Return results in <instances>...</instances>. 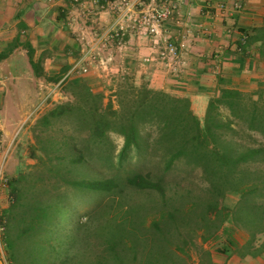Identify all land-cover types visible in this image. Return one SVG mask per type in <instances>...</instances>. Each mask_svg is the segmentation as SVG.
<instances>
[{"label":"rangeland","instance_id":"374dc122","mask_svg":"<svg viewBox=\"0 0 264 264\" xmlns=\"http://www.w3.org/2000/svg\"><path fill=\"white\" fill-rule=\"evenodd\" d=\"M132 1L128 8L125 0H0V53L20 34L23 41H30L38 55H42L48 76H57L66 65L70 66L63 78L54 82L35 76L23 47L16 48L0 62V219L2 217V222L13 225L8 233L15 237L18 222L9 220V210L19 209L12 207L15 188L24 204L32 205L37 201L55 204L54 224L46 225L36 237L47 240V246L50 241L59 255H64L76 251L77 243L73 237L80 225L87 224L82 226V234H87L89 240L93 233L96 237L101 234L93 216L99 210L114 212L118 205L113 204V198L119 194L129 195L126 197L131 198L129 201L133 199L149 205L143 212L148 224L170 210L174 203L172 199L165 206L158 195L137 192L127 185L128 176L149 173L154 180L157 177L164 179L168 196L173 199L178 198L184 188H192L204 201L228 209L219 218L224 219L220 228L206 241L203 240L208 236L206 230L212 228L208 219L178 224L182 236L187 239L192 264H209L212 254L217 258L240 256L249 246H259L264 241V231H255L235 215L241 193L247 187L254 189L249 194V201L264 202V151L233 172H227L231 183L222 196L219 187L211 192V182L203 177V170L186 159L176 161L171 170L164 171L171 147L159 140L161 124L156 117L152 121L149 117L140 121L141 147L133 148L122 162L119 153L124 137L117 132H109L104 139L96 140L74 115L55 119L47 127L40 124L41 118L57 105L75 102L74 81L87 82L93 91L104 95L102 110L109 102L113 103L114 109L119 108L121 95L129 100L134 88L150 87V80L138 71L137 65L134 70H128L123 46L137 36L151 39L136 26L135 18L153 12L161 2ZM175 3L177 8L173 18L165 21L162 30L167 33L168 28L172 33H167L171 41L180 48V41L175 38L181 29L177 25L180 0ZM161 49L160 45L158 56L164 62L159 54ZM212 89L206 91L209 102L218 95L221 87ZM235 89L250 96L257 93L255 97L261 96L264 100V82L254 88L244 85ZM119 91H122L121 95H118ZM191 108L196 115L201 113V104L196 106L191 101ZM221 113L223 121H233L234 131L227 135L234 153L250 147L264 149V124H260L262 130H249L243 121L231 116L229 110L222 108ZM204 114L198 116L202 122L206 117ZM76 158L83 161L75 162ZM242 170L248 173L241 176ZM109 178L118 183L119 188L114 193L67 182ZM7 230L0 221V264L21 263L25 256L19 251H23L27 241L14 240L20 248L14 251L7 243ZM248 258L264 264V254Z\"/></svg>","mask_w":264,"mask_h":264},{"label":"trees","instance_id":"16d2710c","mask_svg":"<svg viewBox=\"0 0 264 264\" xmlns=\"http://www.w3.org/2000/svg\"><path fill=\"white\" fill-rule=\"evenodd\" d=\"M18 47L27 50L36 77H45L58 82L70 68L66 65L57 76H48L43 66L42 55H38L37 49L30 41H23L20 34L0 53V62L7 59ZM73 86L76 90L75 102L57 105L41 118L40 124L47 127L52 125L55 119L74 115L96 140L104 139L109 132H117L124 137V144L119 153L120 162L127 158L133 148L141 147L140 121L148 117L151 121L157 118L161 124L159 140L169 143L171 147L164 171L171 170L176 161L186 159L203 170V177L211 182V192L219 187L222 196L231 183L227 178V172H233L264 151L260 147H250L234 153L230 145L231 139L227 135L230 131H234L231 125L233 121L226 122L221 117V109L225 108L235 119L243 121L249 130H262L260 124H264V100L261 96L255 97L257 93L250 96L235 88H221L219 94L210 100L206 117L202 122L194 113L191 101L187 97H176L143 86L132 89L133 96L129 100L122 97V91H119L118 95H121L118 100L119 108L114 109L113 103L109 102L105 110H102L104 106L102 93L93 91L87 82L79 80L74 81ZM74 161L82 162L83 159L76 158ZM240 173L243 176L248 171L242 170ZM67 182L77 187L108 193H114L119 188L113 178ZM126 182L137 192L158 195L165 206L172 199L174 202L172 208L164 212L160 219L154 218L148 224L144 220L143 212L148 210L149 205L133 199L129 201L131 198L129 200L126 198L129 195L119 194L118 197L113 198V204L118 205L114 212L99 210L93 216L97 231L101 234L96 237L93 233L89 240L87 234H82V226L87 224L80 225L73 237L77 243L76 251L65 252L64 255H59L50 241L47 246V240L36 237L37 234L42 233L46 225L54 224L55 204H44L39 201L32 205L28 202L24 204L23 197L15 188L12 207L19 209L9 210V220L18 222L15 237H10L8 233L13 225L2 222V217L0 219L1 224L6 230L8 229L5 232L8 237L7 243L14 251L19 248L16 245L17 240L27 241L23 251L18 249L25 258L21 263L16 262L13 252V262L15 261V264H192L187 250V239L182 236L178 224L208 219L212 228L206 230L208 236L203 238L206 241L220 228L224 219L219 218L228 211L218 203L204 201L192 188H184L183 192L177 195L178 198L173 199L168 196L164 179L157 177L154 180L149 173H134L128 176ZM256 188L258 189V185ZM253 191L254 189L250 187L244 189L235 215L242 222L251 225L255 231L263 232L264 202L249 201V194ZM262 254H264V241L259 246H249L247 252L240 256L257 257Z\"/></svg>","mask_w":264,"mask_h":264},{"label":"crops","instance_id":"0c3cea01","mask_svg":"<svg viewBox=\"0 0 264 264\" xmlns=\"http://www.w3.org/2000/svg\"><path fill=\"white\" fill-rule=\"evenodd\" d=\"M222 1L180 0L177 72L159 60V47L147 36L133 37L123 46L128 70L137 65L151 88L201 104L197 116L207 111L209 88H254L264 82V0H240L238 10H221ZM248 257L212 254L209 264H257Z\"/></svg>","mask_w":264,"mask_h":264},{"label":"built area","instance_id":"2783aa9c","mask_svg":"<svg viewBox=\"0 0 264 264\" xmlns=\"http://www.w3.org/2000/svg\"><path fill=\"white\" fill-rule=\"evenodd\" d=\"M126 5L130 8V5L133 4L132 0H125ZM155 3L157 0H151ZM161 5L157 8H154V11L151 13H146L144 16L135 18V24L137 27L141 28L145 34L151 36V39L155 45L160 47V56L163 61L169 66L173 72L179 70L178 63V48L171 41L169 34H166L162 27L165 21L172 19L174 10L177 8V3L175 0H160ZM238 10L241 8L240 0H223L218 7L221 10ZM213 8V7H212ZM86 70V69H85Z\"/></svg>","mask_w":264,"mask_h":264}]
</instances>
